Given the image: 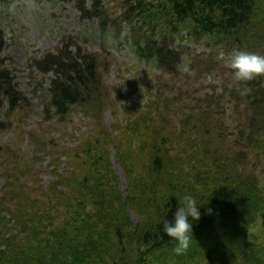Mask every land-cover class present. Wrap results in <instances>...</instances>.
I'll return each mask as SVG.
<instances>
[{
	"label": "trees",
	"instance_id": "1",
	"mask_svg": "<svg viewBox=\"0 0 264 264\" xmlns=\"http://www.w3.org/2000/svg\"><path fill=\"white\" fill-rule=\"evenodd\" d=\"M45 1H74L82 16H102L94 8L88 13L85 0ZM124 8L121 21L133 25L135 54L154 61L164 72L176 73L182 60L177 39L233 53L254 44L264 54V0H127ZM107 27L101 24L103 31ZM4 48L0 28V107L8 102L14 110L25 97L5 66ZM36 65L54 74L47 110L55 115L64 117L74 105L99 102L101 77L92 53L64 47ZM230 74L226 95L248 116L233 142L219 147L218 156L200 144L190 146L186 155L185 147L176 144L174 149L175 142L149 136L154 141L140 165L137 150H116L113 141L98 150L93 143L86 150L83 177L62 184L69 190L42 193L35 200L14 196V212L6 208L7 194L0 196V264H145L159 250L171 251L172 261L182 264H264V180L248 167L264 163V74L246 83L251 89L246 96L239 95ZM212 127L220 129L217 122ZM113 149L125 190L112 160ZM207 158L208 164L202 163ZM185 192L197 197L202 215L193 225L189 249L177 254L175 241L162 232L158 221L166 214L171 218L167 209L174 210L177 201L170 194ZM208 207L213 209L210 215ZM132 211L138 223L133 222ZM226 234L230 239L221 240Z\"/></svg>",
	"mask_w": 264,
	"mask_h": 264
},
{
	"label": "rangeland",
	"instance_id": "2",
	"mask_svg": "<svg viewBox=\"0 0 264 264\" xmlns=\"http://www.w3.org/2000/svg\"><path fill=\"white\" fill-rule=\"evenodd\" d=\"M126 1L85 0L87 12L94 8L100 18L82 16L74 1L0 3L4 61L25 97L14 110L8 102L0 107V196L7 194L10 204L6 208L11 212L17 207L14 196L35 200L42 193L55 195L62 188L69 190V184L83 177L86 150L93 143L92 148L98 146V150L109 141L116 150H137L140 165L146 162L144 155L154 141L149 136L175 142L174 149H178L176 144L185 147L186 155L190 146L200 144L218 156L219 147L226 148L233 142L239 124L248 116L244 107L230 102L225 92V79L232 73L228 67L231 49L221 51L211 44L205 47L192 40H179L176 47L189 64L190 73L161 71L152 60L135 55L130 37L133 25L121 21ZM102 23L108 26L104 31ZM253 45L238 51L263 54ZM64 47L73 51L80 48L97 57L101 94L96 105H74L60 117L47 110L54 75L36 64L45 54ZM214 122L220 125L219 130L212 127ZM114 149L112 160L125 190L127 183L115 162ZM208 160L202 163L208 164ZM248 167L264 180V163H249ZM63 183L68 185L62 187ZM131 213L133 222L138 223L136 213ZM229 237L226 234L221 240ZM197 244L205 249V243ZM172 254L169 250L156 251L145 264H182L172 261Z\"/></svg>",
	"mask_w": 264,
	"mask_h": 264
},
{
	"label": "clouds",
	"instance_id": "3",
	"mask_svg": "<svg viewBox=\"0 0 264 264\" xmlns=\"http://www.w3.org/2000/svg\"><path fill=\"white\" fill-rule=\"evenodd\" d=\"M228 67L232 70L239 95L246 96L251 92L246 83L256 76L264 74V54L235 51L230 56ZM177 70L181 73H190V66L187 62L182 61L177 64ZM173 195L177 201L174 210L172 207L167 209L168 213L171 211V218H168L166 214L158 221V224L162 232L175 241L174 251L177 254H182L189 249L193 240V225L201 218L202 204L191 192H185L182 195L172 193L169 198ZM205 211L210 215L213 209L208 207Z\"/></svg>",
	"mask_w": 264,
	"mask_h": 264
}]
</instances>
